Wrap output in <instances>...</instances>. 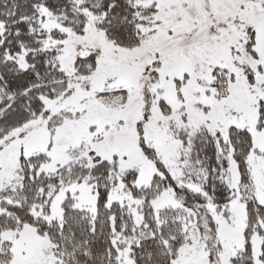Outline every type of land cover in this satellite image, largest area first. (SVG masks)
<instances>
[{
	"label": "snow or ice",
	"instance_id": "1",
	"mask_svg": "<svg viewBox=\"0 0 264 264\" xmlns=\"http://www.w3.org/2000/svg\"><path fill=\"white\" fill-rule=\"evenodd\" d=\"M0 264H264V0H0Z\"/></svg>",
	"mask_w": 264,
	"mask_h": 264
}]
</instances>
